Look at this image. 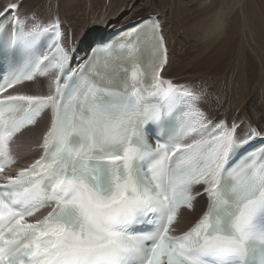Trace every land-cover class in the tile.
<instances>
[{"label":"snow or ice","instance_id":"6c2138e0","mask_svg":"<svg viewBox=\"0 0 264 264\" xmlns=\"http://www.w3.org/2000/svg\"><path fill=\"white\" fill-rule=\"evenodd\" d=\"M158 29L147 60L138 32L72 69L58 19L0 22V264H264V147L241 154L262 133L239 140L203 90L164 80ZM49 74L47 94L17 91ZM49 113L43 154L6 171L14 138ZM197 186L208 210L172 235Z\"/></svg>","mask_w":264,"mask_h":264},{"label":"bare ground","instance_id":"6f19581e","mask_svg":"<svg viewBox=\"0 0 264 264\" xmlns=\"http://www.w3.org/2000/svg\"><path fill=\"white\" fill-rule=\"evenodd\" d=\"M7 2L19 5L18 17L22 21L26 19L29 27L30 19L38 24L40 21L58 19L63 31L65 49L82 61L89 57L96 44L116 38L115 31L125 28L124 35H127L141 20L152 19V23L159 24L158 32L163 36L167 48L168 64L161 73L162 78L178 84L188 81L185 86L197 91L199 89L194 82L202 83L204 88L212 87L221 96L222 102L225 100L232 106L218 111H225L226 115L230 113V119L227 121L229 126L233 123H248V132L244 127L242 134L255 128L264 137V132L256 125V119H252L249 114L251 106H264V0H24L22 4H19L18 0ZM32 3L36 4L35 13L28 10ZM146 27L144 25L140 30L130 32V35L141 33L142 41H147L144 52L136 55L145 60L150 58L155 47V41H151L150 28ZM68 33L71 34L70 37H67ZM73 61H76V57ZM251 75L253 77L250 78ZM50 77L54 79L51 74L37 78L34 82L20 85L17 91L47 94L49 83L46 80ZM218 104L221 105L220 102ZM219 105L214 106L215 115ZM211 111L208 112L209 115H212ZM260 114L262 115L261 112ZM215 117L212 115L210 118ZM50 126L51 117L47 120L43 116L35 126L20 134H25L24 156L13 150L18 163L8 171L14 173L15 169L27 166L39 158L43 150L39 151L41 153L37 158L32 159L38 151H32L30 146L34 147L37 141L39 146ZM207 205L206 201L205 207ZM184 213H188L186 209L182 210L179 229L185 228L182 217ZM192 225L194 223L187 225L184 231Z\"/></svg>","mask_w":264,"mask_h":264},{"label":"rangeland","instance_id":"374dc122","mask_svg":"<svg viewBox=\"0 0 264 264\" xmlns=\"http://www.w3.org/2000/svg\"><path fill=\"white\" fill-rule=\"evenodd\" d=\"M24 2V0H18V3L19 4H22ZM11 3L7 2V0H0V14L2 12H4V10L6 8L9 7ZM32 5V6H31ZM29 7V11H32L30 13H35L34 12V9L36 7V4H31ZM24 21H26V19H24ZM29 23H32L33 21L30 19L28 20ZM55 20H47L46 22L44 21H40L39 24L41 26H48L50 24H52ZM138 21V20H137ZM37 23V22H36ZM71 34L68 33V36L67 37H70ZM65 45V44H64ZM259 66V65H258ZM263 73V72H262ZM263 76H264V73H263ZM253 77L252 75L250 76V78ZM53 79V77H50L46 80L47 83H50V81ZM173 83L175 84H178L177 82L175 81H172ZM182 85H186L188 84V81H181ZM194 82V81H193ZM192 82V83H193ZM194 84L196 86H198V89L199 90H203V92L205 93L204 97H203V100L202 102L200 103L199 107L209 116L211 117L212 115L213 116H216L215 118H212L213 122L216 123V122H219L223 119V121H228L230 119V113H227L226 115V112L225 111H221V112H218L219 110H222V108H227V107H232L231 105H229V103H226L225 100H223L224 102H222V98L221 96L218 95L217 92L214 91V89L212 87H203V84L202 83H197V82H194ZM199 85H202V86H199ZM206 86V85H204ZM37 92L34 91L33 94H36ZM231 99V98H230ZM221 103V105H219L218 103ZM219 105V108H217V115L216 114V110H215V107L214 106H217ZM255 105V104H254ZM261 107H257L255 106L254 108H252V106L250 107V110L249 111V114L250 116L253 117L256 119V125L260 126V128L262 129V131L264 132V106L260 105ZM258 110V111H255ZM212 110V111H211ZM226 110H230V109H226ZM209 111H211L210 113H212V115H209ZM251 112V113H250ZM254 112V113H253ZM258 112V113H257ZM260 112L262 113V115L260 114ZM257 115V116H256ZM49 116H50V113L48 115H45V118L48 120L49 119ZM228 123V122H227ZM244 127H246L245 131L248 132V127H249V124L248 123H244V122H241V124H238V127H237V136H238V139L239 140H243L246 138V134H242L244 132ZM24 143H25V134L24 135H20L18 136L14 143L11 145L12 147V150H14V152H18L20 154V156H24V150H23V146H24ZM39 144V141L35 142V146H30L32 149V151H38L37 154L32 158H37L39 156V154L42 152V149L38 146ZM41 151V152H39ZM42 154V153H41ZM198 191H200V189H198ZM206 206V200L204 198L203 195L199 196V198L197 199L196 203H195V208L194 210L192 211H187L188 213L187 214H183V224L185 228H181L179 229L178 228V231H177V234H180L181 232H183L186 227L190 226L191 224L195 223L206 211L207 207ZM206 208V209H205ZM188 225V226H187ZM187 231V230H186Z\"/></svg>","mask_w":264,"mask_h":264}]
</instances>
